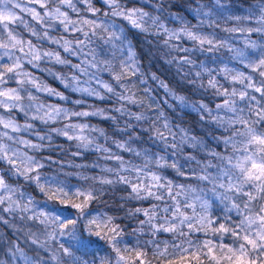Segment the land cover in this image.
Returning a JSON list of instances; mask_svg holds the SVG:
<instances>
[{
  "label": "snow or ice",
  "instance_id": "6c2138e0",
  "mask_svg": "<svg viewBox=\"0 0 264 264\" xmlns=\"http://www.w3.org/2000/svg\"><path fill=\"white\" fill-rule=\"evenodd\" d=\"M30 2L39 4V7L44 10L43 13L36 11L35 8H22L18 0L15 3L13 0H0V108L9 113L8 116L0 115V128L3 129V131H0V162L8 165L7 168H4L3 164H0V212L12 215L19 209V211L27 213L29 206L34 203L31 197L27 202H24V193H20L19 197L13 199L12 194L19 191V185L13 187L9 174L36 183L40 191L45 193L49 200H59L60 204L70 205L71 208L78 211H82L87 206L88 201L93 199L90 193H86L82 195V203H77L76 198L67 192H63L62 188L52 191L50 187L40 183L41 169L46 166L43 161L51 158H37L27 152L20 151L15 146L23 144L31 151L40 152L45 146L43 142L45 140L51 141V135L36 133L40 143L22 139L19 134L23 132L30 133L34 125L27 122V120L23 124L18 123L10 114L13 110L23 112L28 119L32 121L40 120L44 124L55 123L58 120H68L73 116H100L117 123V117L107 115L104 109L69 111L57 105L38 103V98L32 95L26 86L30 85L37 92L56 96L60 100H67L68 97L39 81L32 73L25 71V63L38 67L39 62L46 60L76 69L80 75L88 79L82 82L80 76L75 73L71 76L57 75L56 78L61 81L65 88H70L73 92L95 96L100 100L108 99L109 97L106 94H102L98 88L91 86L95 82L99 88L104 90V93L111 94L116 97L117 102H120V106L115 109L116 112L120 113L121 116H128L130 120L135 119L138 122L147 120L149 127L144 128L143 131L153 133L155 140L162 141L167 147L175 149L176 153L182 152V146L186 144L200 150L206 147L202 140L190 136L188 130L184 128H180L179 132L173 131V125L163 110L157 109L154 118L148 117L144 111L136 113L128 110L127 104L140 106L145 101L143 98L137 97L135 91H133L137 87L135 83L125 84L124 81L130 80L132 77H138L141 83H147V81L144 79L137 53L128 40L125 30L121 26L118 27L115 20L107 25L101 23L110 15L111 17H120L127 20L132 27L141 32L154 30L155 34L164 37V45L170 51L186 53L180 58L172 57L168 62L171 63L172 60H177L181 69L188 66L184 76L185 78L191 77L189 82L197 84L198 87H204L203 81L207 78V86L213 89L217 96L224 98L222 103L216 104L215 110L210 109L206 104H200L198 110L207 113V118L227 133V135L222 134L221 137L215 138L218 144L222 143L224 145L225 151L219 152L208 149L207 155L210 159L203 164L197 160L198 167L193 172L198 170L201 173L195 179L207 181L212 185V196L223 205V210L226 213H235V217L230 215L224 217L225 221L231 220L233 223H219L218 226H215L216 221L212 219V201L202 198L199 210H196L193 205L187 204V202L178 203L179 193L174 191L176 185L173 184L172 180L166 179L164 175L156 172H144V168L155 164L162 169L171 168L177 176L185 175L179 161L169 163L164 157L156 160L155 154L150 153L148 150L138 151L134 149L131 145L140 138L139 136L133 137L129 133L128 141L114 140L113 143L123 152H132L136 157H142L144 159L143 166L129 164L121 155L112 153L108 147L96 143V137L92 136L91 133L98 132L100 136H104L103 129L90 127L86 123H66L62 128H54L50 131L65 136L70 141H76L77 149L102 151L106 154L104 159L116 161V168H105L103 171L113 173L118 178V183L128 185L131 188L132 197L138 199L151 197L157 201H163L165 195H167L168 199L173 201L171 219H166L167 223L157 224L152 222L157 217L155 210L136 209V212H143L148 217L147 223L154 234L163 231L187 237V233L182 230L183 227H187L190 232L210 230L213 234L221 235V238H223V234H230L235 238L234 243L236 246L234 247L225 244L214 247L211 241H206L203 247L207 249V252L203 255L207 257V261L202 260L198 255L199 246H197V252H193L190 258L181 256L179 260H169L168 264H189V260L194 261L195 264H264V0H257L256 6L250 8L245 16L229 14L231 9L228 7L227 0H215L213 7L216 9V14L223 17L225 24L228 21H235L233 26L222 28L229 36L217 37L213 34L216 39L202 34L198 28H194L193 25L189 24H183L179 29H169L162 22L160 16L152 15L142 8L125 9L121 6L119 0H104L110 12L105 13L103 16L97 15L100 9L92 4V0H80L81 3L87 6V11L95 18H81L79 20H73L67 11L62 10V8H67L79 13L74 0H51L55 7L51 6L49 0H30ZM156 7L160 8L161 11L164 10L162 4H157ZM16 8H20L21 11L31 15L44 28V31H38L17 16L14 11ZM196 12L198 16H209V13L204 12L202 8L197 9ZM174 19L182 18L174 17ZM16 22L23 24L24 28L38 41L46 40L49 43L58 45L70 56L79 57L80 63L73 64L70 59L63 57L59 51L44 49L32 40H25L15 32V29L9 27V25ZM246 22H252L255 26H247ZM201 23H203V20H201ZM56 25L62 26L65 32L71 31L80 35L75 36L73 39H67L63 36L56 38L49 31V29L55 28ZM236 33L244 36L243 43L245 47L229 48L230 51L235 52L233 59L242 63L246 70L255 73L261 79L255 80L251 74L246 75L244 71L234 70L227 65L213 70L205 62L197 63L192 55L188 54L195 51L215 54L220 48L225 47L232 34ZM253 33L260 34L261 42L252 39ZM183 40L191 41L193 47L189 49L173 43L174 41ZM97 41L102 43L97 44ZM104 46H111L115 51L121 53L118 65L113 62L116 59L115 56H113V59H108L107 56L102 55V51L97 50L98 48L103 49ZM249 49H259V54L257 55L256 51L250 53ZM17 53H20V55H17ZM104 73L109 74L111 80L115 81V85L101 79ZM217 76H222L223 80L231 84L232 87L229 88L221 83L216 78ZM152 79L156 80L158 78L153 74ZM10 80H15L19 87H4ZM82 83L87 86H81ZM235 85L240 87L238 88ZM117 86L122 91H117ZM160 86L178 100L181 105L185 104V98L176 96L163 81L160 82ZM144 91L147 93L149 89L145 88ZM22 93H27V104L24 103L25 95ZM256 93L259 96L255 95ZM73 103L82 104L83 101L76 100ZM149 108H151V105H149ZM201 119H204V117L201 116ZM130 127L134 128L135 126L129 123L120 131L127 132ZM12 133L17 135L14 136ZM169 137H171V141H169ZM177 137H179L178 140ZM5 140L8 142L4 143ZM228 149H231V154H227ZM237 152L240 153L239 156H236ZM81 154L80 151H77L73 153V156ZM185 159L186 161H192L196 157L187 156ZM213 161L221 163H213ZM224 161H227L226 165L223 163ZM77 167L80 166L77 165ZM213 167L216 168V173L210 174V169ZM125 172H136L137 179L140 182L132 183L128 176L122 174ZM141 173H143V176H141ZM100 182L104 184L113 183L111 179L107 178L101 179ZM47 183L50 185L52 182L48 181ZM153 189L156 191H153ZM57 192L68 198L61 199ZM185 208H193V215L190 216L182 210ZM163 211L168 213L169 207H165ZM21 218L39 220L46 227L50 223L43 212ZM193 220H195V223L192 222ZM0 222L11 223L3 215H0ZM75 223V220L62 223L60 231L62 232L70 226H74ZM95 223H97L96 220L90 221V225ZM103 223L111 225V217ZM108 232L111 233V236L108 237L109 243H113L118 237L120 238L119 225L108 228ZM55 234V231L45 233L47 238L53 241L55 240ZM94 234L100 235L99 232ZM27 235L32 236L33 243L38 242V237L32 233ZM186 242L191 244V240ZM183 243L184 241L177 247L181 252L187 253L188 249L183 247ZM114 250L119 255V250ZM165 251H167L166 248ZM16 253L24 258L25 264H31L30 258L24 256L23 250L18 246L15 248L13 256ZM135 257L140 258V264H150L141 251L135 252ZM119 258L121 261L130 259L123 255H119ZM0 264H4V262L0 261ZM73 264H82V262L74 258ZM104 264H108V262L105 261Z\"/></svg>",
  "mask_w": 264,
  "mask_h": 264
},
{
  "label": "trees",
  "instance_id": "16d2710c",
  "mask_svg": "<svg viewBox=\"0 0 264 264\" xmlns=\"http://www.w3.org/2000/svg\"><path fill=\"white\" fill-rule=\"evenodd\" d=\"M49 2L52 7H55V4L52 3L51 0H49ZM119 2L125 9L137 7L142 8L152 15L160 16L162 22L169 29H179L183 26V24H189L200 28V32L202 34H215L217 37H227L229 34L225 33L222 28L224 26L230 27L235 24V21H228L227 24H225L223 17L216 14V9L213 7L215 0H119ZM74 3L76 4L79 13L73 12L71 9L62 8L63 11L68 12L69 16L73 20H79L81 18H95L87 11V6L81 3L80 0H74ZM92 4L96 8L100 9V12L97 13L99 16H103L105 13L110 12V9L104 3V0H92ZM157 4H162L164 10L161 11L160 8H157ZM227 4L231 9L229 14L245 16L248 14L250 8L256 6L257 0H227ZM22 8L27 7L22 6ZM200 8H202L204 12L209 13V16H198L196 10ZM36 11L41 12L42 14L44 10L37 6ZM16 13L27 24L36 28L38 31H44V28H42V26L38 24L27 12H23L19 9L16 10ZM174 17L182 19H174ZM112 19L125 30L128 40L131 42L137 53L139 66L144 73V79L147 81V83H141L138 77H132L130 80L124 81L125 84L135 83L137 87L134 88L133 91H135L137 97L143 98L145 101V103L140 106L136 104H127L126 107L128 110L136 113L144 111L148 117L152 118L155 117L157 109L163 110L165 115L169 118L170 123L173 125V131L179 132L180 128H184L188 130L190 136H195L202 140L206 147L203 150H200L199 148H194L186 144L182 146V152L176 153V150L171 147H167L165 152L164 143L155 140L153 133L143 131L144 128L149 127V122L147 120L138 122L135 119L130 120L128 116H121L120 113L115 111V109L120 106V102H117L116 97L111 94L104 93V90L99 88L95 82H93L91 86L93 88H98L102 94H106L109 97L108 99L100 100L95 96H88L80 92H73L70 88H65L61 81L56 78L57 75L71 76L75 73L80 76V80L82 82L88 79L87 77L80 75L76 69H72L70 66L47 61L46 63H40V65L44 64L45 68L39 66L38 71L32 69L31 66L25 63V71L32 73L39 81L47 84L50 88H54L57 91L62 92L68 97L67 100H60L56 96L48 98L36 93L35 96L38 98V103L45 105H57L69 111H93L95 109H104L107 115L117 117V123H113L112 120H106L100 116H73L68 120H59L53 124L40 125L38 130L33 129L40 135H51V141L49 142L48 140H45L43 142L45 146L40 152L30 153V155L37 158H51L50 160L43 161L46 166L41 169V181L57 180L62 184L67 183L73 185L74 187H79L85 183H91L93 181L96 182L97 186H100L99 181L103 178L117 179L113 173L103 171L105 168L117 167L116 161L104 159V156L106 155L104 152L77 149L76 141H70L65 136L57 135L55 132L50 131L54 128H62L66 123H86L90 127L103 129L105 132L104 136H100L98 132L91 133L92 136L96 137V143L108 147L112 153L121 155L127 163L138 166L144 165V159L142 157L138 158L132 152H123L113 143L114 140L121 142L128 141L129 133H131L133 137H140L135 143H132L131 146L134 149L138 151L146 149L152 154L159 153L166 155L169 163L179 161L182 166V170L185 172L184 176H177L171 168L160 170V173L164 175L166 179L172 180L174 185L200 183L195 179L193 174V170L198 167L197 160L200 161L201 164L206 163L207 160L210 159L207 155L208 149L224 152V145L222 143L218 144L215 138L221 137L222 134L227 135V133H225L222 128L217 127L215 123L211 122L207 118V113L199 111V105L206 104L210 109L215 110L216 104L222 103L224 98L217 96L215 91L207 86V78L203 81L204 87H198L197 84L189 82L191 77L185 78L184 76V72L187 71L188 66H184L183 69H181L178 66L177 60H172L171 63L168 62L172 59V57L180 58L186 55V53L170 51V49L164 45V37L155 34L154 30L141 32L140 30L132 27L127 20H123L120 17H112ZM201 20H203L202 28L200 27ZM246 24L247 26H255L252 22H246ZM12 29H15V32L22 36L25 40H32L34 43L41 45L44 49L59 51L63 57L70 59L73 64L80 63L79 57L70 56L59 46L49 43L46 40L38 41L36 37L32 36L31 33L24 28L23 24L16 22L15 25H12ZM49 31L50 34L56 38L63 36L67 39H73L75 36L80 35L79 33H73L71 31L65 32L60 25H56L55 28L49 29ZM252 39L261 42L262 38L260 34L253 33ZM243 40L244 36L236 33L232 34L229 42L234 47L242 48L244 46ZM101 43V41H97V44ZM173 43H177L180 46L189 49L193 47L192 42L188 40L179 42L174 41ZM97 50L102 51V55L107 56L108 59H113V56H115L116 59H114L113 62L117 65L119 64L121 53L115 51V49L111 46H104L103 49L98 48ZM248 51L250 53L254 52L252 49H249ZM188 54L192 55L193 59H195L197 63L205 62L209 67L214 69L224 67V64L213 63L212 59L214 57L223 58L228 67L244 71L246 75L251 74L255 80L261 79L255 73H250L249 70H246L242 63L231 59V56L226 49H221L215 54L201 53L198 51ZM256 54L258 55V53ZM153 74H155L158 79L153 80ZM216 78L227 87H232L231 84L223 80L222 76H217ZM101 79L115 85V81H112L111 77L107 73H104L101 76ZM161 81L168 85L169 89H171L176 96H184L189 106L186 108L181 107L180 102L174 99L172 95L160 86ZM12 86L13 83L12 80H10L6 87ZM81 86L87 85L82 83ZM235 86L238 88L240 87L239 85ZM145 88L149 89L147 93L144 91ZM117 91H122V89L117 86ZM22 94L25 95L24 103L27 104V93ZM255 95L259 96L258 93ZM76 100H81L83 103H73V101ZM149 105H151V108H149ZM169 105L172 106L170 107ZM12 112L10 113L11 116L16 119L18 123H25L26 120H23L20 115H14L15 113ZM201 116H203L204 119H201ZM27 122L35 125L32 121ZM129 123L135 127L128 128L127 132H121L120 129L125 128V126ZM26 138L31 140L33 143H40V141H37L32 136H27ZM168 139L171 141V137ZM178 139L179 137H177V140ZM77 151H80L82 154L79 156H73V153ZM187 156H194L196 159L186 161L185 158ZM213 163H215V161H213ZM0 164H3V162H0ZM77 165L80 167H77ZM3 167L7 168L8 165L3 164ZM154 170H156L155 166L149 165L144 168L143 171L150 173ZM210 171L213 172V174L216 172L215 169H210ZM77 172L87 175L90 178L89 181L86 182L81 180L76 175H68L69 173ZM122 174L128 176L134 184L140 182L137 179L136 172H125ZM9 175L10 182L13 184V187H17L19 185L20 191L26 194L25 197L31 196L34 202L39 204H43L45 202L53 203V201L48 199L45 193L39 190L36 183L26 181L22 177L12 176L11 174ZM141 176H143V173H141ZM104 187L107 191L98 199L88 201L85 208L93 212L96 210H103L108 216H114L116 219L112 221L111 225H105V223H103L106 218H102L101 221L90 225V227L94 229V232L90 236L85 235V239L88 241V247L94 250L85 254L84 252L73 248L75 257H77L81 262L88 261V264H101L102 259L110 260L115 257V252L110 246L111 243H109L108 239H104L106 236H111V233L108 232V228L113 225H119L120 230L124 233V240L128 242V246H133L137 238L144 241L152 240L155 245L161 249L167 245L168 251L171 255H169L167 259L158 260L157 264H168L169 260H179L181 256L190 258L193 252H197V246H199L198 255H200L202 260L207 261V257L203 255L207 252V249L203 247L206 241H211L212 246L214 247L220 244L233 247L236 246L234 243L235 238L230 234H223V238H221V235L213 234L210 230L190 232L187 227H183L182 229L185 233H187V237H181L178 234L174 235L173 233L163 231L157 232L155 236H152L150 231H148L151 227L149 225L141 224V222L147 220L148 217H146L143 212H136L135 210H155L157 213L155 223L162 224L165 223L166 219H171V205L173 201L169 200L167 195H165V199L163 201H157L151 197L138 200L131 199V188L122 183H117L115 186L104 185ZM82 201L83 197L76 199L77 203H82ZM55 203L61 207L69 208L73 213V219L76 218V214L79 212L77 209L71 208L70 205H62L59 203V200H55ZM165 207H169L168 213L163 211ZM182 210L190 212L189 209ZM129 211L134 212V215L129 216ZM0 215H3L6 220L11 222L10 224L0 222V261H3L4 264H14L13 258L20 256L21 261L20 263L18 261L17 264H25L24 258L19 253H16L15 256H13V252L17 246L23 250L24 256L28 258H35L40 254H43V256L47 258L48 254L42 253V250L34 251L37 246L32 245L31 240L25 235L27 232H33L39 235L46 229L44 224L39 223L38 220L35 219H22L21 217L25 216L24 213H14L9 215L8 213L0 212ZM226 215L235 217L234 212L226 213L223 210V205L218 201L215 202L212 215V219L216 221L215 226H218L219 223H233L231 220L225 221L224 217ZM27 216H31V214H27ZM140 227H144L146 230L143 233H136V229ZM81 232H84V226H81ZM96 232H99L100 235H95L94 233ZM118 239L120 238L118 237ZM187 240H191V244H188L186 242ZM182 241H184V248H187L188 252L183 253L179 248L173 251V248L179 245ZM61 242H63V238H61ZM65 247H68V244H65ZM148 252L149 255H151V246L148 247ZM129 264H140V258L135 257L134 259H131ZM189 264H195V262L189 260Z\"/></svg>",
  "mask_w": 264,
  "mask_h": 264
},
{
  "label": "clouds",
  "instance_id": "9594fccd",
  "mask_svg": "<svg viewBox=\"0 0 264 264\" xmlns=\"http://www.w3.org/2000/svg\"><path fill=\"white\" fill-rule=\"evenodd\" d=\"M113 21L114 20L109 15L107 17V19L102 20L101 23L107 25V24H111ZM117 26L119 27L120 25L117 24ZM202 26H203V23H201L200 27L202 28ZM193 27L197 28V26H195V25H193ZM198 29L200 31V28H198ZM209 36L212 39H216V37L213 35H209ZM243 45H244V43H243ZM243 47H245V45ZM229 48L236 49L238 47H234L230 42H228V44L225 47L220 48L217 52H219L221 49H226L228 51V53L230 54L231 59H233V57L235 56V52L230 51ZM253 51H256L259 54V49H254ZM198 52H200V51H198ZM212 62L217 63V64H224V66L227 65L225 63L224 59L220 58V57H214L212 59ZM221 68H223V67H221ZM211 69L214 70V68H211ZM232 69H234V68H232ZM182 97H184V96H182ZM187 105H188V103L185 100V104L181 105V107L186 108V107H188ZM169 106L171 107L172 105H169ZM245 115H247V113H245ZM6 141L7 140H5L4 143H7ZM166 150H167V146L165 145V152H166ZM227 154H231V149L227 150ZM239 155H240V153L237 152L236 156H239ZM160 157H164L165 160H168L166 158V155H162L159 153L155 154L156 160H159ZM215 163H221V162L217 161ZM223 163L226 165L227 161H224ZM153 165L155 166L156 170H154L152 172H156L157 174L162 175L160 173V170L162 168H159L155 164H153ZM212 169L216 170L215 167H213ZM193 174L195 177H198L199 175H201V173L198 170L196 172H194ZM210 174H213V172L210 171ZM68 175H76L81 180H84L86 182L89 181V179H90L87 175H85L83 173H79V172L69 173ZM117 179H111L113 181V183H111V184L101 183L100 182L101 180H100L99 181L100 186H97L96 182L93 181L91 183H85L79 187H74L73 185L67 184V183L62 184L60 181L54 180V181H52V184L56 185V186L55 187L48 186V187H50L52 191H57L58 188H62L63 192H67L69 194L71 193L70 195L76 199L81 198L83 194L90 193L93 197L92 200H94V199H98L101 195H103L107 191V189L104 187V185L115 186L118 183ZM196 180L199 181L200 183H197V184H175L176 187L174 188V191L176 193H179L177 202L178 203L187 202V204L193 205V208H195L196 210H199L201 199L207 198L209 201L213 202V208H212V211H213L214 203L217 202L218 200H215L214 197L212 196V185L210 183H208L207 181H200L198 179H196ZM26 181H28V180H26ZM40 183L45 184L42 182H40ZM153 191H156V190L153 189ZM20 193H23L20 191V189L18 192L13 193L12 194L13 199H16L17 197H19ZM25 195L26 194L24 193L23 200L25 199ZM57 195L61 199L68 198V197L63 196L62 193H60V192H57ZM30 197L31 196H28L27 200ZM131 199L138 200V198H135V197H131ZM51 201H53V203L45 202L43 204H39V203L34 202L32 205L29 206V210L27 213L21 212V211H19V209H17L14 212V213H24L25 216H27V214L34 215L37 212H43L46 214V216L48 217V219L50 221V223L47 225L46 229L42 233H40L39 235L36 233H33V232L25 233L26 237L31 240V244L37 246L36 249H34V251L35 250H42V253L48 254L47 258H45L43 256V254H40L35 258H30L31 264H73V259L77 258L74 255L73 248H76V249L84 252L85 254H88L90 251L94 250V249L88 247V241L85 239V235L90 236L94 232V229L92 227H90V221L96 220L97 222H99V221H101L102 218L107 219L109 217H111L112 221H114L116 219V217H114V216H108L107 213H105L103 210H96L95 212H93V211L87 210L86 208H84L82 211H79L76 214V218L73 219V213L71 212V210L69 208L59 206L58 204L55 203V200H51ZM193 208H185V209L190 210V212H187L188 215H190V216L193 215ZM128 215L132 216V215H134V212L129 211ZM70 220H75L76 221L75 225L71 226L68 229L63 230L61 232L60 231V225L64 222H67ZM155 220L156 219L154 218L152 222L155 223ZM147 221H148V219L143 221V223L141 222V224L148 225ZM167 222L168 221L165 220V223H167ZM192 222L195 223V220H193ZM81 226H84V232L83 233L81 232ZM145 230L146 229L144 227H140V228L136 229V233H143ZM53 231H55V233H56L54 241L51 239H48L47 236L45 235L46 232H53ZM148 231H150L152 236H155L152 228L148 229ZM120 232H121L120 239H117V240L113 241V243L110 244L111 248L115 252V257L110 259V260H103L102 259L101 264H104L105 261H107L108 264H129V261L131 259L135 258V252H137V251L143 252L144 258L146 260H148L150 262V264H157L158 260L167 259V257L169 255H171V253H169V251H168L167 245H165V247L163 249H161L160 247L156 246L154 241H152V240L144 241V240L137 238L135 241V244L133 246H128V242L125 241L123 238L124 233L121 230H120ZM28 233H32L34 236L38 237V242L33 243L32 236L27 235ZM61 238H63V242H61ZM104 239L107 240L108 237L106 236V237H104ZM65 244H68V247H65ZM41 245H43V246H41ZM149 246L152 247L151 255H149V252H148ZM177 246H175L173 248V251H175L178 248ZM183 247H184V243H183ZM165 248L167 249V251H165ZM114 249L119 250V255H123L125 257L130 258V259H128L127 261H121L119 258V255H117V252ZM161 253H163V254H161ZM82 264H88V261H82Z\"/></svg>",
  "mask_w": 264,
  "mask_h": 264
},
{
  "label": "rangeland",
  "instance_id": "374dc122",
  "mask_svg": "<svg viewBox=\"0 0 264 264\" xmlns=\"http://www.w3.org/2000/svg\"><path fill=\"white\" fill-rule=\"evenodd\" d=\"M13 2L15 3V2H17V0H13ZM18 2L21 4V7L22 6H26L27 8H35V9H37V6H39V4H35V3H31L30 2V0H18ZM20 8H16V9H14V11H15V13H16V10H19ZM16 15L17 16H19L17 13H16ZM16 23H13V24H11V25H9V27L10 28H12V25H15ZM62 27V26H61ZM63 28V27H62ZM56 45V44H55ZM56 46H58V45H56ZM17 55H20V53H17ZM41 62H43V63H46L47 61L45 60V61H41ZM41 62H39V66H42L43 68H45V66H44V64H42V65H40V63ZM10 63V62H9ZM27 64V63H26ZM29 66H31V68L32 69H34V70H38L39 71V69H38V67H33L31 64H28ZM12 83H13V86H12V88H16V87H19L18 85H17V83L15 82V80H12ZM7 85H5L4 87H6ZM29 90V92L32 94V95H36V93H39L40 95H43V96H45V97H48V98H52L53 96H49V95H47L46 93H44V92H37L36 91V89L35 88H32L30 85H28V86H26ZM31 90V91H30ZM50 105V104H49ZM12 113H15L14 115H20L21 116V118L23 119V120H27V121H32V120H30V119H28L27 117H25V115H24V113L23 112H18V111H16V110H14ZM0 115H5V116H8L9 115V113L5 110V109H3V108H0ZM29 115H31V113H29ZM59 121V120H58ZM35 125H34V128L33 129H35V130H38L39 128H40V125H43L44 123H42L40 120H35V121H32ZM48 124H53V123H48ZM31 130V132L29 133V132H23V133H20L19 135L21 136V138L22 139H27L26 137L27 136H32V137H34L37 141H38V139H37V136H36V132L34 131V130ZM0 131H3V129L2 128H0ZM12 135H17V134H15V133H12ZM27 140H29V139H27ZM6 142H8V141H6ZM15 147H18L19 148V150L20 151H22V152H29V155H30V153H34V151H31L30 149H28V148H26L23 144H20V145H17V146H15ZM4 165H7L6 163H3ZM23 178V177H22ZM48 181H50V180H44V181H40V182H42V183H45V186L46 187H48V186H52V187H55L56 185H53L52 183L49 185L47 182ZM50 182H52V181H50ZM71 194V193H70ZM27 202V196L25 197V199H24V202ZM38 222L40 223V221L38 220ZM42 224V223H41ZM18 261H19V263H20V256H17V257H14L13 258V263L14 264H17L18 263ZM24 264V263H23Z\"/></svg>",
  "mask_w": 264,
  "mask_h": 264
}]
</instances>
